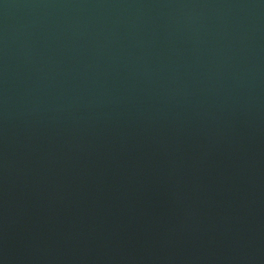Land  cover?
Segmentation results:
<instances>
[{"label":"water","instance_id":"obj_1","mask_svg":"<svg viewBox=\"0 0 264 264\" xmlns=\"http://www.w3.org/2000/svg\"><path fill=\"white\" fill-rule=\"evenodd\" d=\"M0 264H264V0H0Z\"/></svg>","mask_w":264,"mask_h":264}]
</instances>
